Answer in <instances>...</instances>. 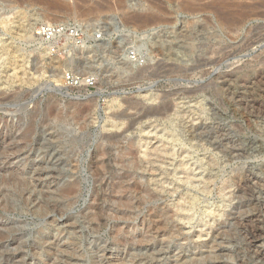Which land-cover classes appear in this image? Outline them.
I'll use <instances>...</instances> for the list:
<instances>
[{
	"label": "rangeland",
	"instance_id": "374dc122",
	"mask_svg": "<svg viewBox=\"0 0 264 264\" xmlns=\"http://www.w3.org/2000/svg\"><path fill=\"white\" fill-rule=\"evenodd\" d=\"M218 1L0 0V264H264V0Z\"/></svg>",
	"mask_w": 264,
	"mask_h": 264
},
{
	"label": "built area",
	"instance_id": "2783aa9c",
	"mask_svg": "<svg viewBox=\"0 0 264 264\" xmlns=\"http://www.w3.org/2000/svg\"><path fill=\"white\" fill-rule=\"evenodd\" d=\"M34 33L37 42L52 54H55L58 49L69 51L74 47L83 48L87 41V36L77 24L40 22L35 26ZM100 41V33L91 36V45L97 46ZM128 56L132 62L138 59L134 51H130ZM64 81L70 87H92L95 84L93 75L79 76L71 71L65 74Z\"/></svg>",
	"mask_w": 264,
	"mask_h": 264
},
{
	"label": "bare ground",
	"instance_id": "6f19581e",
	"mask_svg": "<svg viewBox=\"0 0 264 264\" xmlns=\"http://www.w3.org/2000/svg\"><path fill=\"white\" fill-rule=\"evenodd\" d=\"M185 1V0H184ZM218 1V0H217ZM225 1V0H224ZM54 3V2H53ZM191 3V2H190ZM225 3H226V1H225ZM228 3V2H227ZM164 5V4H163ZM59 6H60V4H59ZM154 6V5H153ZM181 6V5H180ZM182 6L184 7V8H187V9H191V7H192V5H190L189 3H187V2H183L182 1ZM223 7L222 9H226V8H224V6H225V4H224V2L222 1H218V2H215L214 3V8L216 7V8H218V9H221V8H219V7ZM213 7V6H212ZM61 8V7H60ZM158 9H160V7H157ZM142 17V16H141ZM140 17V18H141ZM143 18V17H142ZM155 18V17H154ZM153 18V19H154ZM139 19V18H138ZM152 19V20H153ZM31 20H34V21H36V20H38V18L37 17H35V18H32ZM142 22H144V21H146V22H148V19L147 18H145V19H140ZM151 20V21H152ZM139 21V20H138ZM150 21V22H151ZM33 24H34V22H32V23H30V26H29V28H30V31L32 30V28H33ZM24 28V27H23ZM35 37L36 35H35V33L33 32L32 34H30V37ZM64 77H65V74H64V76H63V79H61V77H59L58 79H56V81H59V82H62V80H63V82H65L64 81ZM71 188V187H70ZM2 198V197H1ZM2 205V204H1ZM93 210H94V207H93ZM255 232V231H254Z\"/></svg>",
	"mask_w": 264,
	"mask_h": 264
}]
</instances>
